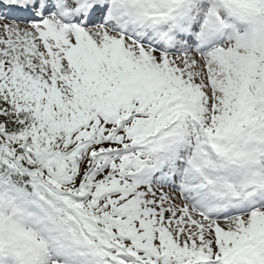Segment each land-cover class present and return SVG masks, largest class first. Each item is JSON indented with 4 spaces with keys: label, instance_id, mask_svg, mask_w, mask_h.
<instances>
[{
    "label": "snow or ice",
    "instance_id": "6c2138e0",
    "mask_svg": "<svg viewBox=\"0 0 264 264\" xmlns=\"http://www.w3.org/2000/svg\"><path fill=\"white\" fill-rule=\"evenodd\" d=\"M0 264H264V0H0Z\"/></svg>",
    "mask_w": 264,
    "mask_h": 264
}]
</instances>
